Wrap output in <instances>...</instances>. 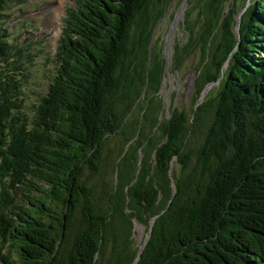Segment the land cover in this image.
<instances>
[{
	"label": "trees",
	"instance_id": "obj_1",
	"mask_svg": "<svg viewBox=\"0 0 264 264\" xmlns=\"http://www.w3.org/2000/svg\"><path fill=\"white\" fill-rule=\"evenodd\" d=\"M174 1L75 0L28 120L2 26L28 0H0V264H264V0H179L172 71L199 59L166 116Z\"/></svg>",
	"mask_w": 264,
	"mask_h": 264
},
{
	"label": "rangeland",
	"instance_id": "obj_2",
	"mask_svg": "<svg viewBox=\"0 0 264 264\" xmlns=\"http://www.w3.org/2000/svg\"><path fill=\"white\" fill-rule=\"evenodd\" d=\"M252 1L254 0H247L248 5ZM242 2L245 0L236 1L237 4ZM72 4L73 0H30L22 7L19 6V9L10 7L4 12L8 17L3 18L2 26L7 29L9 43L20 48L23 57L31 56L32 60L28 65L29 78L21 88L22 111L28 120L33 119L34 108L49 84L50 59L59 38L65 10ZM56 5L58 6L55 7ZM186 9V1H174L155 33L156 40L163 45L167 65L161 91L164 101L163 114L166 116L172 106L187 111L192 108L190 104L194 93V68L199 59L198 53L190 56L179 70L172 71L171 67L172 48L177 40L181 39L179 31ZM239 18L240 14L237 15L238 21ZM236 28L234 31H237ZM217 88V85L212 84L207 87V91L214 94ZM115 141H111V144ZM146 236V227L135 223L134 246L141 245Z\"/></svg>",
	"mask_w": 264,
	"mask_h": 264
},
{
	"label": "water",
	"instance_id": "obj_3",
	"mask_svg": "<svg viewBox=\"0 0 264 264\" xmlns=\"http://www.w3.org/2000/svg\"><path fill=\"white\" fill-rule=\"evenodd\" d=\"M212 85V84H211ZM207 88L204 89L202 96L206 93Z\"/></svg>",
	"mask_w": 264,
	"mask_h": 264
},
{
	"label": "bare ground",
	"instance_id": "obj_4",
	"mask_svg": "<svg viewBox=\"0 0 264 264\" xmlns=\"http://www.w3.org/2000/svg\"><path fill=\"white\" fill-rule=\"evenodd\" d=\"M58 5H59V4H58ZM58 5H56L55 7H57ZM61 5H62V4H61ZM52 13H53V12H52ZM55 13H57V12H55ZM56 18H57V17H56ZM56 18H55V19H56ZM55 22H57V21H55Z\"/></svg>",
	"mask_w": 264,
	"mask_h": 264
}]
</instances>
